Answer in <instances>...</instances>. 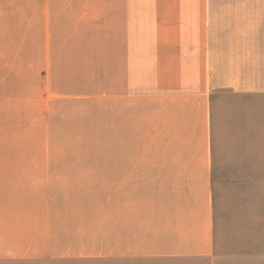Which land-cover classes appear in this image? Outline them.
Returning a JSON list of instances; mask_svg holds the SVG:
<instances>
[{
    "label": "crops",
    "instance_id": "0c3cea01",
    "mask_svg": "<svg viewBox=\"0 0 264 264\" xmlns=\"http://www.w3.org/2000/svg\"><path fill=\"white\" fill-rule=\"evenodd\" d=\"M118 20L141 155L123 172L0 158V264H264L260 249L218 250L210 191L214 96H264V0H0V54L27 35L47 75L56 22H70L68 42ZM154 147L164 154L144 155Z\"/></svg>",
    "mask_w": 264,
    "mask_h": 264
},
{
    "label": "rangeland",
    "instance_id": "374dc122",
    "mask_svg": "<svg viewBox=\"0 0 264 264\" xmlns=\"http://www.w3.org/2000/svg\"><path fill=\"white\" fill-rule=\"evenodd\" d=\"M110 23L84 22L67 42L70 22L63 28L56 22L47 75H40L44 53L34 60L27 35L20 53L0 54V158H105L123 172L128 157L141 155L133 132L139 112L128 114L124 22ZM73 42L79 52H72ZM213 102L210 191L218 250L264 252V96L215 95ZM157 153L164 150H144Z\"/></svg>",
    "mask_w": 264,
    "mask_h": 264
}]
</instances>
